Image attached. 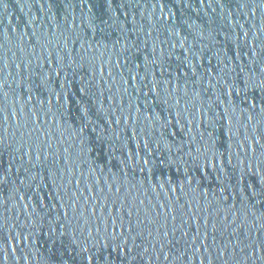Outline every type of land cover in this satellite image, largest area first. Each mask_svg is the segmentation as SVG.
<instances>
[{"label":"water","instance_id":"water-1","mask_svg":"<svg viewBox=\"0 0 264 264\" xmlns=\"http://www.w3.org/2000/svg\"><path fill=\"white\" fill-rule=\"evenodd\" d=\"M0 264H264V0H0Z\"/></svg>","mask_w":264,"mask_h":264}]
</instances>
